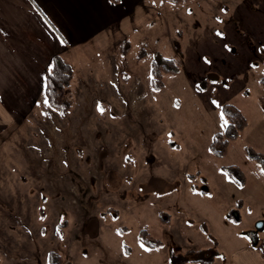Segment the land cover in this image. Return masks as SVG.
Segmentation results:
<instances>
[{
  "label": "rangeland",
  "instance_id": "1",
  "mask_svg": "<svg viewBox=\"0 0 264 264\" xmlns=\"http://www.w3.org/2000/svg\"><path fill=\"white\" fill-rule=\"evenodd\" d=\"M152 1L125 42L111 41L117 64L99 52L79 63L97 79H73L66 115L47 107L29 142L19 132L0 145V264H48L50 252L61 264H190L185 246H204L207 233L264 237V171L244 151L264 153V0ZM159 56L180 71L153 90ZM223 104L247 127L216 158L208 145ZM221 166L238 167L244 183L225 190ZM143 228L162 247L141 245Z\"/></svg>",
  "mask_w": 264,
  "mask_h": 264
},
{
  "label": "crops",
  "instance_id": "2",
  "mask_svg": "<svg viewBox=\"0 0 264 264\" xmlns=\"http://www.w3.org/2000/svg\"><path fill=\"white\" fill-rule=\"evenodd\" d=\"M152 2L0 0V145H9L19 132H23L21 140H29L31 125L37 123V117L47 108L43 95L44 73L54 56H61L72 65L75 83L78 79L95 80L94 68L83 67L79 63L89 62L88 53L99 52L104 54L108 63L117 64V54L111 53V41H126L122 39V32L126 31L127 23L142 11L146 3L151 7ZM111 37L115 39L111 40ZM61 38L64 43L60 42ZM72 63L77 64L73 66ZM228 180L230 182L223 186L225 190L244 183L242 177L237 183ZM249 196L246 194L245 199ZM170 223L169 219L166 223L160 221L167 226ZM204 229L207 230L206 227ZM207 237L209 241H205L204 246H185L183 253L186 254L187 250L201 251L197 258L212 257L209 264H264V237L249 235L246 242L234 235L218 243L211 234L207 233ZM123 255L130 256L124 251ZM187 256L190 264H208L192 262L195 255Z\"/></svg>",
  "mask_w": 264,
  "mask_h": 264
},
{
  "label": "trees",
  "instance_id": "3",
  "mask_svg": "<svg viewBox=\"0 0 264 264\" xmlns=\"http://www.w3.org/2000/svg\"><path fill=\"white\" fill-rule=\"evenodd\" d=\"M175 5L187 3L189 0H166ZM125 42V41H124ZM124 53V51H123ZM179 64L172 58L159 56L152 60L150 64V86L153 90H161L164 88V76H176L179 74ZM74 76V70L70 63L66 62L61 56H54L49 67L44 73L43 95L47 107L60 114L66 115L70 108L71 102L67 99V90L71 87ZM258 83L264 90V76L258 79ZM223 114V126L221 132L213 134L208 145L209 152L216 158H223L228 152L229 142L236 139L242 131L247 127V118L244 114L232 104H223L220 107ZM225 121L227 122L225 124ZM244 151L249 160L255 161L264 171V153L256 152L249 146H244ZM220 170L233 182L237 183L238 178L241 179V172L236 166H221ZM158 218L161 222L166 223L164 215L160 211ZM124 229L119 232L122 233ZM139 242L147 248L157 249L162 247V242L149 236L146 228L141 229L139 234ZM125 255L130 254V247L123 244ZM201 251L194 252L187 250L186 255H195L192 262L211 263L210 259L197 258ZM61 259L56 257L52 252L47 256L48 264H61ZM179 264H185L184 260H180Z\"/></svg>",
  "mask_w": 264,
  "mask_h": 264
},
{
  "label": "water",
  "instance_id": "4",
  "mask_svg": "<svg viewBox=\"0 0 264 264\" xmlns=\"http://www.w3.org/2000/svg\"><path fill=\"white\" fill-rule=\"evenodd\" d=\"M255 228H256L257 230H263V229H264V223L261 222V221L256 222V224H255Z\"/></svg>",
  "mask_w": 264,
  "mask_h": 264
},
{
  "label": "snow or ice",
  "instance_id": "5",
  "mask_svg": "<svg viewBox=\"0 0 264 264\" xmlns=\"http://www.w3.org/2000/svg\"><path fill=\"white\" fill-rule=\"evenodd\" d=\"M109 2L111 3V0H109ZM221 35H223L222 33H220ZM60 42L61 43H64L65 41L61 38V40H60ZM225 47H227V45H225ZM213 103H217L216 101H213ZM101 112H103V108H100L99 109ZM221 119H223V114H221ZM227 122L225 121V124H226Z\"/></svg>",
  "mask_w": 264,
  "mask_h": 264
},
{
  "label": "built area",
  "instance_id": "6",
  "mask_svg": "<svg viewBox=\"0 0 264 264\" xmlns=\"http://www.w3.org/2000/svg\"><path fill=\"white\" fill-rule=\"evenodd\" d=\"M94 81V80H93ZM92 82V81H91ZM96 81H94L93 83H95ZM93 86V85H92Z\"/></svg>",
  "mask_w": 264,
  "mask_h": 264
}]
</instances>
